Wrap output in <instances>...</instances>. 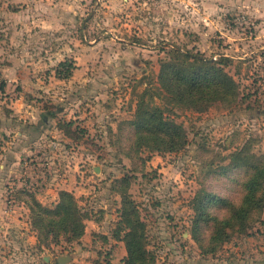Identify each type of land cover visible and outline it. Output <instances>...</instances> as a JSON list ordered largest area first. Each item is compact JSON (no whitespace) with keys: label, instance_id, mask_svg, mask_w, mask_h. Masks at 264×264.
<instances>
[{"label":"rangeland","instance_id":"rangeland-1","mask_svg":"<svg viewBox=\"0 0 264 264\" xmlns=\"http://www.w3.org/2000/svg\"><path fill=\"white\" fill-rule=\"evenodd\" d=\"M175 49L229 57L224 68L238 101L170 105L160 72L180 62ZM69 58L73 75L57 78ZM146 90L184 127L181 150L136 152L127 122ZM48 130L63 134L55 149L40 134ZM17 146L46 154L26 156L35 159L28 169L0 167V264H55L61 256L70 257L66 264H123L127 250L115 232L124 193L146 224L154 264H264V209L213 254L201 246L211 223L193 234L200 191L242 195L249 168L218 174V166L242 149L249 162L264 155V0H0V164ZM66 189L89 214L85 233L40 242L30 206L54 207ZM211 212L223 215L218 206Z\"/></svg>","mask_w":264,"mask_h":264},{"label":"trees","instance_id":"trees-1","mask_svg":"<svg viewBox=\"0 0 264 264\" xmlns=\"http://www.w3.org/2000/svg\"><path fill=\"white\" fill-rule=\"evenodd\" d=\"M177 50L182 55L180 62H166L160 72L161 86L170 105L201 110L208 103L216 101H227L229 98L238 101V84L224 68L231 62L229 57L215 61ZM75 69L74 60L66 59L56 68V77L69 79ZM149 93L146 90L141 94L135 116L127 122L134 130L136 152L144 147L153 151L181 150L187 143L184 127L173 117L165 115L168 109L155 104L151 98L147 99ZM249 156L247 149L236 151L230 155L228 165H219L215 170L223 174L239 167L249 168L245 179L239 181L242 193L239 200L233 201L208 190L200 191L194 199V236L199 231L200 223H211L212 226L207 244L198 239L208 254L218 251L233 235L246 233L260 219L264 209V155H253L255 159L252 162L247 161ZM213 206H218L223 215L212 213ZM122 209L119 221L122 227L115 232V236L126 246L127 255L123 264H154L155 254L147 247L146 224L127 193L122 194ZM30 210L40 242L60 236L69 242L80 240L85 233V220L90 218L74 194L67 190L60 191L59 201L54 207L44 206L36 200ZM55 264H59L58 261Z\"/></svg>","mask_w":264,"mask_h":264},{"label":"crops","instance_id":"crops-1","mask_svg":"<svg viewBox=\"0 0 264 264\" xmlns=\"http://www.w3.org/2000/svg\"><path fill=\"white\" fill-rule=\"evenodd\" d=\"M18 134H21L20 132H18ZM40 134L42 136L45 142L49 143V141H54L56 138H58L59 136H62L63 134L61 133V131H40ZM53 138V139H51ZM51 144V143H49ZM9 154L8 156H10V154H12V156L14 155V157H10V160L8 161H4V163L0 164V167H4L5 171H15L14 168L19 169V170H24V169H28L29 166H31V163L34 162L35 159L30 158V162L26 159V156L28 155H32V156H37V154H46V152H41L40 150L37 151L32 149V148H25L23 149V147L21 146H17V147H10L8 150ZM27 152V153H26ZM25 153V155H24ZM20 155V156H19ZM7 156V157H8ZM19 156V157H18ZM18 159V160H17ZM34 164V163H33ZM29 165V166H28ZM49 165V163H48ZM65 181V180H63ZM8 183V182H7ZM12 186V182H9ZM67 183V180H66ZM68 190V189H66ZM70 191V190H68Z\"/></svg>","mask_w":264,"mask_h":264},{"label":"water","instance_id":"water-1","mask_svg":"<svg viewBox=\"0 0 264 264\" xmlns=\"http://www.w3.org/2000/svg\"><path fill=\"white\" fill-rule=\"evenodd\" d=\"M70 260V257L61 256L58 257V263L59 264H66Z\"/></svg>","mask_w":264,"mask_h":264},{"label":"built area","instance_id":"built-area-1","mask_svg":"<svg viewBox=\"0 0 264 264\" xmlns=\"http://www.w3.org/2000/svg\"><path fill=\"white\" fill-rule=\"evenodd\" d=\"M53 143H52V148L51 149H55V148H57V144H56V142H55V140L54 141H52ZM27 159V158H26ZM29 162H30V159H27Z\"/></svg>","mask_w":264,"mask_h":264}]
</instances>
